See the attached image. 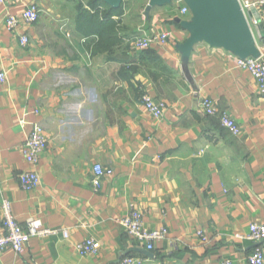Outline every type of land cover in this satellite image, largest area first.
Here are the masks:
<instances>
[{
	"label": "crops",
	"instance_id": "0c3cea01",
	"mask_svg": "<svg viewBox=\"0 0 264 264\" xmlns=\"http://www.w3.org/2000/svg\"><path fill=\"white\" fill-rule=\"evenodd\" d=\"M148 1L0 0V234L3 198L22 227L36 217L68 233L30 237L22 253H0V264H118L125 255L142 264H248L256 248L264 253V240L234 238L264 222V95L223 48L199 42L181 55L188 32L174 19L191 17L179 16L183 1L145 15ZM33 3L38 19L7 29L6 16ZM247 19L263 43L264 7ZM163 31L164 44L130 43ZM144 93L165 104L163 117L146 111ZM206 99L216 115L201 108ZM223 111L237 135L221 124ZM35 124L47 144L32 166L21 148ZM97 163L111 174L95 188ZM28 170L40 179L30 190L19 181ZM131 208L148 229H167L152 256L132 250L144 245L115 222ZM87 238L96 254L76 250Z\"/></svg>",
	"mask_w": 264,
	"mask_h": 264
},
{
	"label": "built area",
	"instance_id": "2783aa9c",
	"mask_svg": "<svg viewBox=\"0 0 264 264\" xmlns=\"http://www.w3.org/2000/svg\"><path fill=\"white\" fill-rule=\"evenodd\" d=\"M182 2V0H178ZM239 5L247 19L248 13L254 9L264 7V0H238ZM190 12L186 4H182L179 10V15L184 16ZM39 8L33 3L28 5L20 14H8L5 19L7 29H15L20 21L35 22L38 19ZM253 24L257 25L258 20L253 19ZM170 33L163 31L158 34L145 35L139 34L131 38L130 43L133 48L144 50L147 49L152 43L164 44L167 42ZM21 42H27L26 36L21 37ZM259 55L257 57L239 58L234 55V62L237 68L243 69L251 74L256 80L258 90L264 95V42L256 43ZM0 81H5V73L0 72ZM141 102L146 111L155 118L163 117L166 106L162 101L153 99L149 94L144 93L141 97ZM201 108L208 115H216L218 112L217 106L211 100H203L200 103ZM220 122L224 128L230 131L233 135L240 132L239 126L227 112L219 113ZM47 144L44 129L40 124H35L30 129L27 137L22 145L21 151L27 163L34 166L39 160L40 153L45 149ZM93 179L92 183L95 188L99 187L101 178L111 174L110 169L104 168L100 164L93 165ZM39 176L36 171L28 170L19 175L21 187L27 190L37 187L39 184ZM1 190V180H0ZM3 228L4 232L0 234V253L9 248L17 254L24 251V247L30 237H46L55 235L61 232L63 237H67V231H59L55 228L45 227L39 218L29 217L26 219V226L22 227L16 220L13 212L11 202L3 198L1 200ZM115 222L129 234L131 237L144 245V248L151 251L156 242L163 240L167 236V229L160 227L157 229H148L143 225L141 213L131 208L127 215L118 217ZM200 234V232H198ZM234 238L238 241H251L259 242L264 240V222H252L248 225V231L245 233H235ZM76 250L82 254H96L98 251V243L92 239L87 238L75 245ZM142 259L125 255L121 257L118 264H142ZM248 264H264V253L261 248H256L254 252L247 257ZM223 264H230L229 260H224Z\"/></svg>",
	"mask_w": 264,
	"mask_h": 264
},
{
	"label": "water",
	"instance_id": "95a60500",
	"mask_svg": "<svg viewBox=\"0 0 264 264\" xmlns=\"http://www.w3.org/2000/svg\"><path fill=\"white\" fill-rule=\"evenodd\" d=\"M112 8L120 6L122 0H102ZM172 0H149L145 15L156 6H164ZM189 8V20L175 17V22L188 32L185 41L177 45L183 57H188L195 44L205 42L210 47L223 48L239 58L259 55L248 21L238 0H182ZM253 13L256 11L253 9ZM259 21V17H256ZM259 23L257 29L262 30ZM262 35V33H260ZM264 42V39L263 41ZM141 254L152 256L145 248L132 249Z\"/></svg>",
	"mask_w": 264,
	"mask_h": 264
},
{
	"label": "trees",
	"instance_id": "16d2710c",
	"mask_svg": "<svg viewBox=\"0 0 264 264\" xmlns=\"http://www.w3.org/2000/svg\"><path fill=\"white\" fill-rule=\"evenodd\" d=\"M179 16H181V15H179ZM182 17H184V16H182Z\"/></svg>",
	"mask_w": 264,
	"mask_h": 264
}]
</instances>
